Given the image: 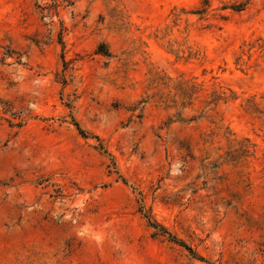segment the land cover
I'll use <instances>...</instances> for the list:
<instances>
[{
  "label": "rangeland",
  "instance_id": "374dc122",
  "mask_svg": "<svg viewBox=\"0 0 264 264\" xmlns=\"http://www.w3.org/2000/svg\"><path fill=\"white\" fill-rule=\"evenodd\" d=\"M0 264H264V0H0Z\"/></svg>",
  "mask_w": 264,
  "mask_h": 264
},
{
  "label": "trees",
  "instance_id": "16d2710c",
  "mask_svg": "<svg viewBox=\"0 0 264 264\" xmlns=\"http://www.w3.org/2000/svg\"><path fill=\"white\" fill-rule=\"evenodd\" d=\"M75 124H76L77 128H79L80 132H81L82 134L85 135L86 132L84 131V129H82V128L80 127L79 123L76 122ZM148 222H149V224H150L151 226L160 229L162 232L167 233L173 241L177 242L178 244H180L181 246H183V247H185L187 250H189L191 253L195 254L200 260H206L205 257H203L202 255H199L198 253H196V252L194 251V249H193L188 243H186L185 241H183L182 239H180V238L177 237L176 235L172 234V233H171L170 231H168V230L166 229V227H164L163 225H161V224H159V223H156V222L152 221V220L150 219V217H148Z\"/></svg>",
  "mask_w": 264,
  "mask_h": 264
}]
</instances>
